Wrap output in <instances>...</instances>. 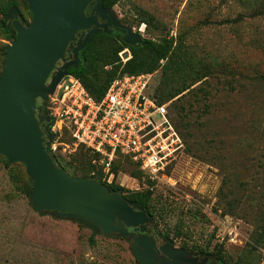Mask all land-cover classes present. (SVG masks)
Instances as JSON below:
<instances>
[{"label":"rangeland","instance_id":"1","mask_svg":"<svg viewBox=\"0 0 264 264\" xmlns=\"http://www.w3.org/2000/svg\"><path fill=\"white\" fill-rule=\"evenodd\" d=\"M18 5L29 24V11L21 0ZM109 10L133 34L138 35L142 25L141 40L172 39L178 54H184V62L208 70L179 100L194 107L187 140L192 154L184 152L171 165L172 187H157L161 197L153 206L160 204L165 221L156 229L171 230L179 224L182 236L173 240L176 246H196L213 255V247L223 238L224 262L217 257L218 264L238 260L264 264V242L255 246L253 241L258 211L231 201L264 193V171L258 167L264 152V83L248 78L264 75V17L235 20L241 8L233 0H120ZM142 17L149 25L140 23ZM7 43L0 32V47ZM162 70L150 73L154 92ZM174 100L165 104L175 121ZM56 141L71 150L67 131ZM58 158V165L72 173L66 162L78 165L88 156L75 150L65 161ZM116 164L122 179L129 166L124 160ZM243 182L247 189L241 186ZM29 187L23 165H6L0 157V264H136L127 240L97 233L92 243L91 229L74 220L38 214L27 197ZM224 192L229 193L226 198Z\"/></svg>","mask_w":264,"mask_h":264},{"label":"water","instance_id":"2","mask_svg":"<svg viewBox=\"0 0 264 264\" xmlns=\"http://www.w3.org/2000/svg\"><path fill=\"white\" fill-rule=\"evenodd\" d=\"M24 1L31 15L28 25L16 8L5 16L6 21L11 20L14 39L6 45L0 75V156L9 164L23 165L32 183L28 199L38 214L81 222L104 236L128 238L134 257L141 264H154V240L146 236L134 238L127 231L132 228L145 232L150 215L126 201L118 191H110L100 174L75 177L63 170L50 154L53 135L49 118L42 114L48 96L68 70L76 66L78 51L99 30L108 34V28H114L130 46L141 45V39L119 24L103 7V0ZM80 32L86 33L77 41ZM76 41L75 60L53 71L55 64L64 60L69 45ZM159 250L168 257L167 264L186 260V251L171 249V244Z\"/></svg>","mask_w":264,"mask_h":264},{"label":"built area","instance_id":"3","mask_svg":"<svg viewBox=\"0 0 264 264\" xmlns=\"http://www.w3.org/2000/svg\"><path fill=\"white\" fill-rule=\"evenodd\" d=\"M143 26L137 29L142 35ZM129 51L118 53L122 63ZM153 74L122 75L111 82L103 98L97 102L75 77L66 75L48 96L45 115L52 121L50 154L59 164L58 156L74 152L78 147L97 156L93 160L105 185L118 184L130 192L152 191L159 186H171L168 167L184 152V144L173 127L166 104H158L154 95ZM66 130L72 138V148H61L57 136ZM128 157L138 164L141 181L112 171L116 159ZM65 161V160H64ZM223 243V238L220 239Z\"/></svg>","mask_w":264,"mask_h":264},{"label":"trees","instance_id":"4","mask_svg":"<svg viewBox=\"0 0 264 264\" xmlns=\"http://www.w3.org/2000/svg\"><path fill=\"white\" fill-rule=\"evenodd\" d=\"M119 1L120 0H103V7L106 9H110ZM233 1L236 2L241 8V12L240 14H238L235 20L240 22L245 19H256L264 17V0ZM21 2L27 8L25 1L21 0ZM11 8H16L19 12L18 0H0V32L4 37V40L8 42L14 39L12 29L7 25L5 20V16ZM140 23H146L147 25H149V20H147L145 17H142ZM26 25L28 24L26 23ZM173 44L174 42L172 39L164 38L160 42H155L151 39H143L141 40V45L130 46L126 44L119 35H110L101 32L92 36L89 43L80 53L79 63L76 66L71 67L68 70V74L79 80L88 94L95 101L99 102L103 98L111 82L116 78L121 77L125 74H148L152 73L158 68L163 69L160 84L157 86L154 92L155 98L157 99L158 104H165L173 99H176L174 100L176 101V103L173 105V108L176 111L177 120L174 121V119H171L169 115L168 117L173 127L179 134L181 140L183 141L184 152L187 154H192V148L188 146L187 140L190 139L191 136L188 124L189 113L192 111V109H194V107L188 102L181 103V101L179 102V100H181L182 97H185L186 94H184V92L188 91V93H190L192 90L189 89L206 77L202 73H205L208 70H197L191 66L190 61L186 60V62H184V58L182 57L184 54H178V52L176 51L177 47H173ZM6 45L7 44H3L0 47V75L3 70ZM123 49H127L129 51L130 59H128L124 64H121L119 61L118 53ZM188 53L189 58L192 59L193 56L190 51ZM161 61H163L164 63L161 64ZM106 67H109V69L106 70ZM248 78L254 82L264 83V75L261 74H254L253 76ZM189 82L190 84H188ZM193 97L196 98L195 95H193ZM46 106L47 103H44L42 109V114L44 115L48 114ZM70 141H73L71 136ZM76 150L79 151V154H81L82 157L87 155L88 158H86L85 162H78V165L74 164L72 161H67L66 165L68 166V168H72V173H69L70 175L75 177H90L100 171L97 168L96 164L93 163V160L97 159L96 155L90 153L89 150L83 147H78ZM0 157L3 158L5 164L8 165L5 158L2 156ZM118 160L121 159H116L112 163V171L115 175L119 173V166L116 164ZM124 162L129 166V172L127 174L141 181L143 179V175L138 169V164L132 163L128 157H124ZM258 162V167L264 171V152H261ZM170 167H168V171L170 170ZM258 177L261 178L260 176ZM28 181L30 187L28 188L26 193L27 197L29 196L32 187V183L29 178ZM105 186L112 192L118 191L119 193H121L126 201L135 203L142 209L146 210L150 214L152 221L154 222V225L156 227L160 225L159 223L165 221V213L162 211V208H159L160 204L157 203L156 206H153V202H157V200H159L161 197L156 193L157 187L153 188L152 191L146 189L142 192H130L115 183H112L110 185L105 184ZM241 186L247 189L246 182H243ZM228 195L229 193L227 194V192H224L225 198ZM249 195L250 194L246 195L244 198L242 196H240L239 198L233 197L231 198V201L232 203H236L237 205H247L258 211L259 216L256 222L258 224L255 225L256 234L253 238V241L255 243V246H260L264 242V193L256 194L253 196ZM76 223L80 226L91 229L84 223ZM91 231L92 236L90 238V241L93 243V237L96 236L97 233L93 229H91ZM181 231L182 226H180L179 224L174 226L171 230H161L164 237L171 240L181 238ZM222 245L223 243L215 245L213 247V251L215 254L214 256L219 257V260L221 262H224V257L222 256ZM181 247L188 248L184 244L181 245ZM192 249H198L203 252H206L207 250H203L202 248L196 246L192 247ZM135 262L136 264H141L136 258ZM232 264L242 263L238 260L233 262Z\"/></svg>","mask_w":264,"mask_h":264},{"label":"flooded vegetation","instance_id":"5","mask_svg":"<svg viewBox=\"0 0 264 264\" xmlns=\"http://www.w3.org/2000/svg\"><path fill=\"white\" fill-rule=\"evenodd\" d=\"M93 7H89L87 8V13L90 14L91 9ZM10 22L11 20H7L6 23L8 26H10ZM26 24V23H25ZM11 27V26H10ZM12 29V28H11ZM108 30L110 31V35H119L121 38L123 36V34L117 30H115L112 27H109ZM13 32V29H12ZM103 32L102 30H99L96 34ZM86 32H80L77 36V41L80 39H83L82 35H85ZM77 41L73 42L69 45V48L66 50L65 55H64V60H60L58 61L55 66L53 71H57L59 70L65 63L71 61V60H75L74 56H73V49L77 46ZM84 50V49H83ZM78 51L77 53V58L78 61L76 63V65L79 63V56L80 53L83 51ZM44 115V114H43ZM50 127L49 130L51 129L52 126V121H50ZM43 127L46 126V123L43 122ZM146 211V210H145ZM147 212V211H146ZM147 214H149L147 212ZM150 215V214H149ZM127 231L134 237V238H138L140 236H146L149 240H154L155 242V246L153 248V251L155 253V259L156 261H154V264H167L168 257L165 256V254H163L159 248L163 245L166 244H171V249H184L186 251V260L181 262V264H218L219 260L217 257H215L213 254L208 253V252H203L201 250L198 249H192V248H183L181 246H176L174 244V241L171 239H166L163 235V233L159 230L156 229V226L154 225V222L152 221V218L150 216V221L145 225V232L141 233L139 232V230H134L132 228L127 229ZM125 240H127L128 242L129 239L126 238Z\"/></svg>","mask_w":264,"mask_h":264}]
</instances>
